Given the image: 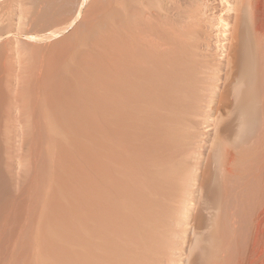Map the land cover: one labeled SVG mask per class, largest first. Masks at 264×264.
Here are the masks:
<instances>
[{
	"label": "rangeland",
	"instance_id": "rangeland-1",
	"mask_svg": "<svg viewBox=\"0 0 264 264\" xmlns=\"http://www.w3.org/2000/svg\"><path fill=\"white\" fill-rule=\"evenodd\" d=\"M259 1L0 0V264H264ZM110 60L116 84L120 62L158 74L125 73V136ZM175 97L194 103L169 120Z\"/></svg>",
	"mask_w": 264,
	"mask_h": 264
},
{
	"label": "bare ground",
	"instance_id": "bare-ground-1",
	"mask_svg": "<svg viewBox=\"0 0 264 264\" xmlns=\"http://www.w3.org/2000/svg\"><path fill=\"white\" fill-rule=\"evenodd\" d=\"M241 1V0H240ZM244 1L245 0H242V4H244ZM249 1V0H248ZM257 1V0H256ZM253 2V1H252ZM246 3V2H245ZM240 8H242V7H235L234 9L233 8H231V9H229L230 10V12H232V14L231 15H237L240 11H241V9ZM244 8V7H243ZM250 13V12H249ZM254 16L256 17V19H258L259 20V22H257L256 23V26L253 28L254 29V31H256V33L259 35V36H261V43L260 44H262L263 43V45H264V0L263 1H259V6H258V8L254 11ZM251 15V14H250ZM246 16V15H245ZM252 17V16H251ZM252 20V19H251ZM249 21V20H248ZM238 22L239 21H236V22H231V23H229L230 25H232V23H233V27H232V30L234 29V31H233V35L231 36V41H230V44H229V46H230V52L228 53V56H227V66H228V68L230 69L229 70V72H227L226 73V76H227V80L233 75V76H235L234 75V71L235 72H237L236 70V68L235 67H237V65H238V61L236 62V66H235V59L237 58V56H236V58H235V52L234 51H236V49L238 48L237 46H238V44H239V37H240V35L242 34L241 33V31H239L238 30V27H237V24H238ZM229 25V26H230ZM250 25H252V24H250ZM230 27H226V29H229ZM252 30V27L251 26H248V25H246V27H245V29H244V31L245 32H248V31H251ZM145 36V35H144ZM243 36V35H242ZM143 37V36H142ZM134 40L132 41V42H138L139 41V39L141 38L140 36H139V34L138 35H136V36H134V37H132ZM143 39V38H142ZM144 40V39H143ZM133 44V43H132ZM127 46V45H126ZM130 51V50H129ZM128 51V52H129ZM234 52V53H233ZM238 52V51H237ZM111 55V54H110ZM132 55V54H131ZM112 58V57H111ZM140 59V58H139ZM238 59V58H237ZM138 61H140V60H138ZM109 63H111V65H110V69H109V81H108V86H109V101H108V107H107V123H108V127L110 128V130H112V131H114V129L116 128V127H118L119 126V128H120V130H121V135L122 136H125V132L126 131H124V128H126L125 126V124L126 123H128L127 122V118H126V116H125V114H128V111H127V109H126V107L127 106H125V101L127 100V98H126V96H124L123 95V91L125 90V87H126V84H125V80H126V76H125V73H127V76H129V80H132V78H133V76L135 77H138L137 79V84H138V89L139 88H144V87H147V86H150L152 83L149 81V80H151V79H147V77H153V76H155L156 74H157V69L156 68H154V67H151V65L150 66H144V67H140V68H135V69H133L135 66H134V64L132 65H130V63H128V65H124V63L122 62H120V72H121V75H120V77H121V79H122V82L121 83H119V84H116L115 83V81H114V73H115V69H116V66H114L115 64H116V62L114 61V60H110V62ZM137 63V62H136ZM146 63V62H145ZM168 65H169V67H168V69H167V71H166V73L167 74H169V75H171L172 77H171V86L172 87H174L176 90H186V89H188L189 88V85H190V82L188 81V80H186V79H183L182 78V75H180V74H175L174 73V71H175V69H176V67H179L178 68V70H182V69H185V66L182 64V63H179V62H174V61H170L169 63H168ZM138 66H139V64H138ZM137 66V67H138ZM227 68V69H228ZM235 69V70H234ZM177 70V69H176ZM195 70H197L198 71V73H203V72H205L206 71V67H198V68H196ZM228 71V70H227ZM233 73V74H232ZM129 74V75H128ZM236 74V73H235ZM157 76H158V74H157ZM232 76V77H233ZM153 79H155V77L153 78ZM158 79V78H157ZM154 84V83H153ZM118 87V88H117ZM119 89L121 92H122V95L119 97V103H120V107H119V111L118 112H116L117 111V108H116V106L117 105H115L116 104V101L117 100H115V98H116V96H115V89ZM228 89L226 88V90H223L224 92H222L220 95H219V97H218V99H219V106H223L224 105V103H225V101H226V99L225 98H227V91ZM227 91V92H226ZM125 92V91H124ZM117 94V93H116ZM118 95V94H117ZM186 98H169L168 99V106H169V111L168 112H166V115L169 117V120H171L173 117H175V115H177V112L179 111V110H181V109H183V107H185V106H182L181 104H180V102L179 101H182L185 105H189V104H193L194 103V101L192 100V99H187V100H185ZM218 103V102H217ZM128 108V107H127ZM116 110V111H115ZM175 119V118H174ZM178 120V119H177ZM166 127L169 129V130H171V131H175V126H174V124L172 123V122H170V123H168L167 125H166ZM177 130V129H176ZM110 136H111V131H110ZM164 136V135H163ZM163 136H162V138H163ZM166 136V135H165ZM164 136V137H165ZM115 139V137H113V136H111V139H108L109 141L108 142H112L113 143V141H115L114 140ZM174 146H175V143L174 142H172V143H168V144H165L164 145V147L162 146V147H160L159 149H160V152H162L163 153V151H164V153L166 154H168V155H173L174 153H175V150H174ZM158 149V150H159ZM157 150V151H158ZM112 151V150H111ZM159 152V151H158ZM163 153V154H164ZM165 185L167 186V187H169V186H171L172 184H171V182L169 181V182H165ZM80 224V223H79ZM79 224H78V226H79ZM262 224V223H261ZM81 225H80V227H78L79 229H81ZM260 227V226H259ZM262 238V237H261ZM256 239V238H255ZM252 243V242H251ZM259 256V255H258Z\"/></svg>",
	"mask_w": 264,
	"mask_h": 264
}]
</instances>
